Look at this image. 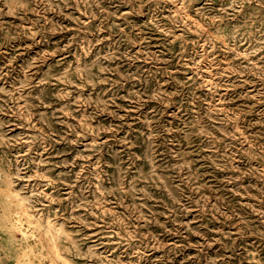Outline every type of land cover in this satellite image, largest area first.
Returning a JSON list of instances; mask_svg holds the SVG:
<instances>
[{"label":"rangeland","instance_id":"rangeland-1","mask_svg":"<svg viewBox=\"0 0 264 264\" xmlns=\"http://www.w3.org/2000/svg\"><path fill=\"white\" fill-rule=\"evenodd\" d=\"M0 264H264V0H0Z\"/></svg>","mask_w":264,"mask_h":264}]
</instances>
